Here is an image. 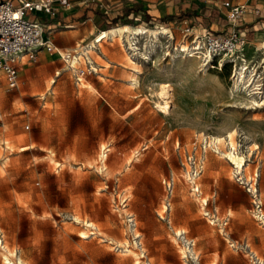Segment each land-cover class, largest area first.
Listing matches in <instances>:
<instances>
[{
	"label": "rangeland",
	"instance_id": "374dc122",
	"mask_svg": "<svg viewBox=\"0 0 264 264\" xmlns=\"http://www.w3.org/2000/svg\"><path fill=\"white\" fill-rule=\"evenodd\" d=\"M113 13L122 19L111 27L157 37L139 34L133 50L124 37L41 17L52 48L20 59L16 87L0 84V264H216L223 248L242 264H255L253 255L264 263L256 249L264 241V16L241 60L180 50L191 38L183 27L196 20ZM222 24L208 30L224 32ZM92 40L95 53L86 54ZM242 63L253 86L235 81ZM162 85L165 111L156 103ZM189 154L201 168L197 192ZM207 210L228 223H210ZM236 217L245 222L235 239Z\"/></svg>",
	"mask_w": 264,
	"mask_h": 264
},
{
	"label": "built area",
	"instance_id": "2783aa9c",
	"mask_svg": "<svg viewBox=\"0 0 264 264\" xmlns=\"http://www.w3.org/2000/svg\"><path fill=\"white\" fill-rule=\"evenodd\" d=\"M87 1V0H85ZM73 0H0V84L4 81L8 88L16 87L19 81V55L28 60H34L42 49L52 48L51 43L43 36V24L41 17L46 20L56 16L57 10L69 9ZM207 8L216 7L222 10L225 23L224 32H211L203 29L196 33L192 26L183 27V36L191 37L189 45L180 47V50L199 51L203 57L212 59L219 56H227L229 59L240 58L243 60L245 45V33L242 29L243 15L248 5L242 0H220L219 5L206 3ZM251 11L255 17H262L261 9L253 5ZM27 13L34 15L29 18ZM264 25V22H261ZM81 74L83 69L80 70ZM187 160L190 164L188 170L189 181L193 191H198L196 178L201 172L194 154H189ZM165 198L164 212L170 208V194L172 181H164ZM204 205V203H203ZM210 223L225 226L229 217H218L214 211H204ZM129 225L134 227L135 218L129 214L127 217ZM186 242V250L194 244L192 240L184 237V231L178 233ZM254 256L255 264H264L262 260Z\"/></svg>",
	"mask_w": 264,
	"mask_h": 264
},
{
	"label": "crops",
	"instance_id": "0c3cea01",
	"mask_svg": "<svg viewBox=\"0 0 264 264\" xmlns=\"http://www.w3.org/2000/svg\"><path fill=\"white\" fill-rule=\"evenodd\" d=\"M195 1L196 0H73V5L69 9L59 8L57 10L56 16L53 17V19L45 20V25L56 26V24H59L63 26L76 27L78 25L85 24V27L88 30H91V26H93V30H99L103 32L109 30V28L101 30L97 26L96 22L98 25H107L112 19H115V17H117L116 19H122V17L116 16L113 11L119 15H121L123 11H129L133 12L134 15L137 14L138 16L147 15L151 19H160L158 17H171L173 21L179 22L196 20L198 23L192 25V27L201 25L203 29L206 30L211 29L216 31L217 24H219L221 21H223L222 26H225L222 10H219L216 7H206V3H214L215 5H219L220 0H203V3H201L203 9L197 5ZM258 2H260L264 8V0H245V3L251 7L253 5L258 6ZM189 8L194 11L193 15H190ZM263 12L264 11L261 9L262 16H264ZM126 16V14H123V17ZM254 20L255 15L249 14L247 17H245L244 13L242 29L244 30L245 39L249 45H254L260 40V34L255 30L259 25V22H264V20H259V22L255 23ZM244 222V219H239V217H236L235 220H232L229 223V227L233 228L232 237L235 239L237 236V234H235L236 230L239 229L241 225L244 224ZM261 228V231L264 232V227L261 226ZM256 249H258L264 259V241L262 244L256 246ZM223 251L224 248L221 249V254H219L216 264H242L241 261H237L233 257H228V255L225 256ZM234 254L235 253H233L231 249L229 256ZM242 255L244 254L242 253Z\"/></svg>",
	"mask_w": 264,
	"mask_h": 264
},
{
	"label": "bare ground",
	"instance_id": "6f19581e",
	"mask_svg": "<svg viewBox=\"0 0 264 264\" xmlns=\"http://www.w3.org/2000/svg\"><path fill=\"white\" fill-rule=\"evenodd\" d=\"M101 32V31H100ZM146 32H149V33H152L154 34L155 37H157L156 33L157 32H152V31H148L147 29H144L143 27L141 26H135V27H130V26H127V25H123V26H117V27H113L107 31H103L101 33H104V34H109L111 37L115 36V35H118L119 37H124L125 38V41L126 43L128 44V48L130 49H137L138 46L136 45V38L139 34H144ZM100 33V34H101ZM165 33V32H164ZM97 40V39H96ZM96 42L94 40L91 41V44L90 46H88L85 50V53L86 54H91V53H95V44ZM82 52V51H81ZM195 52V51H194ZM194 52H188V56L190 57H199V55H197V53H195L196 55H194ZM84 53V52H83ZM82 53V54H83ZM59 54L62 55V56H65L64 52L59 50ZM74 58H77V55L76 56H73L72 59H70V61L72 63H74ZM205 58V57H204ZM19 59H21V61L24 63L23 59H22V56L19 55ZM207 59V58H206ZM240 70L237 72L236 74V78H235V81L238 83V82H241L243 83L245 86H253L254 85V77L247 73V69H246V66H245V63H242L240 68ZM1 71V70H0ZM251 72V71H250ZM137 81L134 79V82ZM165 85H162V90L161 92L159 93L160 95V98L162 99L161 102H156L157 105L161 108H163V110H167L169 109V103H168V94H167V91L166 89L164 88ZM166 87V86H165ZM160 101V100H159ZM230 135V133H229ZM232 144V143H231ZM234 145V144H233ZM232 145V146H233ZM229 154V153H228ZM230 156V159L236 163V166L237 168L240 167L241 165V159L235 155L233 152L229 154ZM229 158V157H228ZM190 251V250H189ZM137 264H140L138 261H136ZM185 264H188V263H185Z\"/></svg>",
	"mask_w": 264,
	"mask_h": 264
},
{
	"label": "trees",
	"instance_id": "16d2710c",
	"mask_svg": "<svg viewBox=\"0 0 264 264\" xmlns=\"http://www.w3.org/2000/svg\"><path fill=\"white\" fill-rule=\"evenodd\" d=\"M139 18V16L137 15V14H135L134 15V17H132V19H135V20H137L138 18ZM145 17H148L147 15H145ZM127 22H131V20L129 19V20H127ZM96 24H97V26L101 29V30H104V29H106V28H109V27H111V26H114L115 24H116V19H112L111 21H110V23L109 24H107V25H98V23L96 22ZM111 28H113V27H111ZM110 29V28H109Z\"/></svg>",
	"mask_w": 264,
	"mask_h": 264
}]
</instances>
